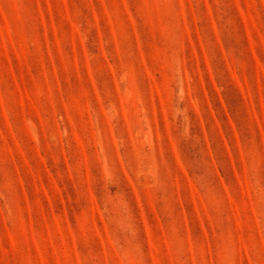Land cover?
<instances>
[{"label":"rangeland","instance_id":"1","mask_svg":"<svg viewBox=\"0 0 264 264\" xmlns=\"http://www.w3.org/2000/svg\"><path fill=\"white\" fill-rule=\"evenodd\" d=\"M0 264H264V0H0Z\"/></svg>","mask_w":264,"mask_h":264}]
</instances>
